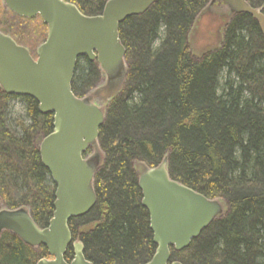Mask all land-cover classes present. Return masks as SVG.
Instances as JSON below:
<instances>
[{"label":"trees","instance_id":"trees-1","mask_svg":"<svg viewBox=\"0 0 264 264\" xmlns=\"http://www.w3.org/2000/svg\"><path fill=\"white\" fill-rule=\"evenodd\" d=\"M71 1L82 14L96 16L108 0ZM209 1L163 0L119 28L127 73L105 106L102 163L93 183L97 201L69 222L73 241L82 242L93 264H145L154 255L137 170L158 165L165 155L171 179L224 204V214L189 248L171 251V261L264 264V37L250 16L235 15L216 50L193 55L190 28ZM247 2L264 15V0ZM8 14L19 23H38L45 39L39 17ZM11 36L19 42L20 35ZM88 68L94 82L100 75L95 63L78 60L72 81L77 97L89 87ZM15 103L22 110L16 116ZM52 131L53 115L40 114L36 101L0 89V198L8 209L28 208L40 228L52 218L55 186L38 145ZM43 258H49L46 248L0 235V264ZM72 259L69 247L65 260Z\"/></svg>","mask_w":264,"mask_h":264},{"label":"water","instance_id":"water-1","mask_svg":"<svg viewBox=\"0 0 264 264\" xmlns=\"http://www.w3.org/2000/svg\"><path fill=\"white\" fill-rule=\"evenodd\" d=\"M1 1L16 17H39L47 27L45 41L36 50V60L26 48L0 32V88L6 95L33 99L40 114L53 115V131L40 141L38 151L55 186V201L52 218L44 228L36 225L26 207L1 210L0 235L9 232L34 250L46 248L49 258L36 264H93L86 260L82 242L73 241L69 222L84 217L96 204L93 183L102 163L99 134L106 114L105 107L73 93L77 61L85 57L104 74L108 102L120 92L127 73L120 26L163 0H108L96 16L84 15L64 0ZM217 1L228 9L223 31L233 16L245 14L257 23L264 37L262 8L251 7L247 0H211L206 8L208 14L215 16L211 6ZM221 41L205 53L216 50ZM137 179L141 206L149 216L156 246L145 264H181L171 261V251L189 248L224 214L223 202L208 199L171 179L168 155L156 166H141ZM69 247L73 249V259L67 262Z\"/></svg>","mask_w":264,"mask_h":264},{"label":"rangeland","instance_id":"rangeland-1","mask_svg":"<svg viewBox=\"0 0 264 264\" xmlns=\"http://www.w3.org/2000/svg\"><path fill=\"white\" fill-rule=\"evenodd\" d=\"M210 2L211 0L208 2L206 7L196 16L188 35V45L191 53L195 56H201L205 53V51L219 45L224 27L223 24L225 21H227L228 9L224 5L220 6V2H215V4L211 6L213 14L215 16L207 13L206 8ZM37 24L38 23L36 22L19 23L8 14V11L4 7L2 1L0 2V30L8 29L9 32L7 33L12 34L13 36L16 34L20 35V38H16L21 43V45L29 49L32 54H35L36 48L45 40L38 36L40 25ZM82 64L83 61L80 62V65ZM88 82L89 87L87 89L85 87L82 89L81 98L87 97V94L89 93V98L92 99V101L96 105L105 107L107 102L105 99L106 96L104 95V74L100 72V75L95 82L93 77L89 79ZM12 106L14 107V115H19L20 111H22L19 104L15 103ZM138 171H140V169H138L137 172ZM14 195L17 199L18 194ZM5 209L8 208L0 198V211Z\"/></svg>","mask_w":264,"mask_h":264},{"label":"flooded vegetation","instance_id":"flooded-vegetation-1","mask_svg":"<svg viewBox=\"0 0 264 264\" xmlns=\"http://www.w3.org/2000/svg\"><path fill=\"white\" fill-rule=\"evenodd\" d=\"M64 1H66V2H69V3H72V4H74V2H72L71 0H64ZM220 2V1H219ZM221 3V2H220ZM222 4V3H221ZM75 6H76V4H74ZM5 7V6H4ZM7 10V9H6ZM8 12H10L9 10H7ZM11 13V12H10ZM12 14V13H11ZM14 15V14H13ZM15 16V15H14ZM0 32L2 33V34H4V35H7V36H9V37H11L12 38V36H11V34L10 33H7V32H9V31H7V32H5L4 30H0ZM46 36H47V34H46ZM13 39V38H12ZM19 46H22V47H24L23 45H21L19 42H17L15 39H13ZM45 41V40H44ZM43 41V42H44ZM42 42V43H43ZM41 43V44H42ZM24 48H26V47H24ZM38 48V47H37ZM37 48H36V50H37ZM27 49V48H26ZM29 52H30V55H31V57L34 59V60H36V51H35V54H32V52L29 50V49H27ZM80 59H84V60H86L87 62H88V64H89V60L87 59V58H85V57H82V58H80ZM79 59V60H80ZM86 75H87V84L89 85V68H88V70H87V72H86ZM1 89V88H0ZM1 91H2V89H1ZM3 92V91H2ZM5 94V93H4ZM6 95V94H5ZM7 96H14V95H7ZM15 97H18V96H15ZM87 97H89V93L87 94Z\"/></svg>","mask_w":264,"mask_h":264}]
</instances>
